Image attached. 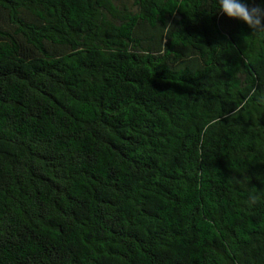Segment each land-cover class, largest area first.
Listing matches in <instances>:
<instances>
[{"label":"trees","instance_id":"trees-1","mask_svg":"<svg viewBox=\"0 0 264 264\" xmlns=\"http://www.w3.org/2000/svg\"><path fill=\"white\" fill-rule=\"evenodd\" d=\"M0 264H264V33L218 0H0Z\"/></svg>","mask_w":264,"mask_h":264},{"label":"clouds","instance_id":"clouds-1","mask_svg":"<svg viewBox=\"0 0 264 264\" xmlns=\"http://www.w3.org/2000/svg\"><path fill=\"white\" fill-rule=\"evenodd\" d=\"M219 10L230 19L243 21L251 30L252 36L264 33V8L259 5L249 7L240 0H218ZM166 30L171 29L169 24Z\"/></svg>","mask_w":264,"mask_h":264},{"label":"rangeland","instance_id":"rangeland-1","mask_svg":"<svg viewBox=\"0 0 264 264\" xmlns=\"http://www.w3.org/2000/svg\"><path fill=\"white\" fill-rule=\"evenodd\" d=\"M117 4H119V3H117ZM124 4H126L127 6L133 8L132 2H130V1H126Z\"/></svg>","mask_w":264,"mask_h":264}]
</instances>
